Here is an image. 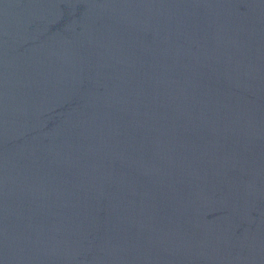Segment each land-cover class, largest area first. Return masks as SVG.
Masks as SVG:
<instances>
[{"label":"water","instance_id":"water-1","mask_svg":"<svg viewBox=\"0 0 264 264\" xmlns=\"http://www.w3.org/2000/svg\"><path fill=\"white\" fill-rule=\"evenodd\" d=\"M0 264H264V0H0Z\"/></svg>","mask_w":264,"mask_h":264}]
</instances>
